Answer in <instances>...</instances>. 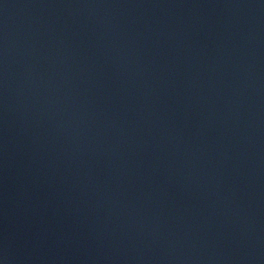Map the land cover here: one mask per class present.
Masks as SVG:
<instances>
[{
  "label": "water",
  "instance_id": "1",
  "mask_svg": "<svg viewBox=\"0 0 264 264\" xmlns=\"http://www.w3.org/2000/svg\"><path fill=\"white\" fill-rule=\"evenodd\" d=\"M0 264H264V0H0Z\"/></svg>",
  "mask_w": 264,
  "mask_h": 264
}]
</instances>
